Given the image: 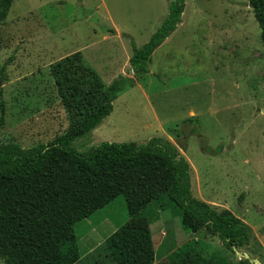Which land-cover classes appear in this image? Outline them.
<instances>
[{"label":"rangeland","instance_id":"obj_1","mask_svg":"<svg viewBox=\"0 0 264 264\" xmlns=\"http://www.w3.org/2000/svg\"><path fill=\"white\" fill-rule=\"evenodd\" d=\"M184 4L181 25L155 49L148 71L135 75L121 64L128 62L132 45L144 44L158 27L159 0H14L0 24V100L5 103L0 141L12 137L28 147L66 131L69 113L50 67L77 49L104 84L119 74L129 82L113 100L110 114L72 146L85 151L103 141L170 140L189 163L193 197L229 209L247 224L253 250L249 257L264 261L260 27L249 0ZM106 6L129 34L106 32ZM130 217V229L150 238L151 247L144 241L139 245L151 250V264L172 259L187 240H196L204 255L217 251L234 262L244 257L243 249L231 251L216 235L182 228L177 210L162 193L134 216L118 195L77 221L78 264H93L102 251L99 246Z\"/></svg>","mask_w":264,"mask_h":264},{"label":"trees","instance_id":"obj_2","mask_svg":"<svg viewBox=\"0 0 264 264\" xmlns=\"http://www.w3.org/2000/svg\"><path fill=\"white\" fill-rule=\"evenodd\" d=\"M13 1L0 0V24ZM249 3L264 45V0ZM184 6V0H168V12L149 39L138 47L132 45L127 71L135 75L148 71L153 51L175 30ZM50 69L70 125L46 144L22 147L12 137L0 141V259L4 264H78L73 228L77 221L118 195L124 196L128 214L134 216L162 193L177 210L182 228L216 235L233 252L247 246L253 254L247 224L229 209L193 197L189 163L170 140L158 136L143 143L103 141L85 151L72 146L110 114L113 100L129 82L127 75L119 74L106 85L78 51L58 59ZM4 117L1 99L0 125ZM131 218L99 246L102 251L93 264H143L146 258L151 264V250L139 245L144 241L150 246V238H140L130 229ZM201 250L196 240H187L172 259L154 264H264L260 257L259 263L250 257L234 262L217 251L204 255Z\"/></svg>","mask_w":264,"mask_h":264},{"label":"crops","instance_id":"obj_3","mask_svg":"<svg viewBox=\"0 0 264 264\" xmlns=\"http://www.w3.org/2000/svg\"><path fill=\"white\" fill-rule=\"evenodd\" d=\"M165 6H166V9H167V11H168V0H159V10H160V12H159V17H160V20L161 21H159L160 23L163 21V19L165 18V16L166 15H164V12H165ZM106 8V12H107V16H108V19H109V21H110V27H108L107 29H106V32H108V33H110L111 32V34H113L114 36L116 35V36H119L120 34H123V33H126V34H129L130 33V31H128L127 29H124L123 27H119V25H118V23H116V21L113 19V17H112V12L109 10V8L106 6L105 7ZM167 14V13H166ZM182 15V14H181ZM160 23H159V25H160ZM181 23H182V20L180 19V22H179V24L177 25V27L175 28V30L181 25ZM158 25V26H159ZM110 30H113V32L112 31H110ZM174 30V31H175ZM110 31V32H109ZM173 31V32H174ZM172 32V33H173ZM172 33L162 42V43H165V41H167L168 39H169V37L172 35ZM109 37H111V36H109ZM109 37H107L106 39H109ZM161 43V44H162ZM160 44V45H161ZM159 45V46H160ZM158 46V47H159ZM157 47V48H158ZM156 48V49H157ZM76 51H78V52H80L81 53V51H79V50H77L76 49ZM76 51H74V52H76ZM155 51V50H154ZM154 51H153V53H154ZM125 52H126V48H125ZM73 53V52H72ZM152 53V54H153ZM69 54H71V53H69ZM69 54H67V55H69ZM81 55H82V53H81ZM66 56V55H65ZM82 59H83V61H84V57H83V55H82ZM128 59V61H129V57L127 58ZM127 61H122V64H121V67H123V66H125L126 68L129 66V62H127ZM125 68V69H126ZM123 73H125V71L123 72ZM126 73H127V71H126ZM123 225V224H122ZM119 228V227H118ZM117 228V229H118Z\"/></svg>","mask_w":264,"mask_h":264},{"label":"water","instance_id":"obj_4","mask_svg":"<svg viewBox=\"0 0 264 264\" xmlns=\"http://www.w3.org/2000/svg\"><path fill=\"white\" fill-rule=\"evenodd\" d=\"M243 251H244V257H246V258H247V257H249V256H250V254H251V253L249 252V250H248V247H247V246L243 248ZM254 261H255L256 263H259V260L255 259V258H254Z\"/></svg>","mask_w":264,"mask_h":264}]
</instances>
